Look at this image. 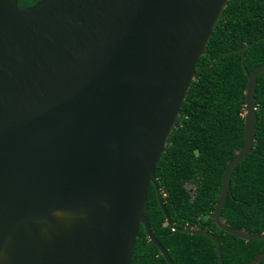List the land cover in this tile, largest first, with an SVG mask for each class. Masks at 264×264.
<instances>
[{"label": "water", "instance_id": "1", "mask_svg": "<svg viewBox=\"0 0 264 264\" xmlns=\"http://www.w3.org/2000/svg\"><path fill=\"white\" fill-rule=\"evenodd\" d=\"M227 2L0 0V264H131L141 225L173 264L147 220L151 183L166 224L212 237L223 264L216 235L171 221L155 167ZM245 73V141L209 216L264 241L220 217L255 140L264 63Z\"/></svg>", "mask_w": 264, "mask_h": 264}, {"label": "trees", "instance_id": "2", "mask_svg": "<svg viewBox=\"0 0 264 264\" xmlns=\"http://www.w3.org/2000/svg\"><path fill=\"white\" fill-rule=\"evenodd\" d=\"M37 0H18L26 6ZM243 50V61L241 60ZM200 56L180 116L155 167L164 205L177 227L205 229L220 242L223 264H245L264 250L263 240H244L220 229L212 216L225 169L245 141V71L264 63V0H228ZM256 131L251 151L232 172L220 212L224 222L264 234V73L256 78ZM148 223L173 264H219L206 234L172 230L151 183ZM131 264H167L141 225ZM257 264H264L262 259Z\"/></svg>", "mask_w": 264, "mask_h": 264}]
</instances>
